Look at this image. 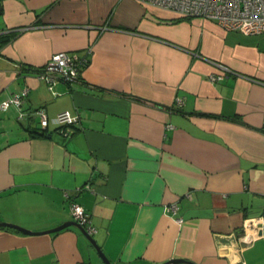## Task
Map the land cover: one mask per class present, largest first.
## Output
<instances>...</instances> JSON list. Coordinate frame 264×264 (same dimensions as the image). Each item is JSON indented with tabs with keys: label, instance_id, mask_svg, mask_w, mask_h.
Masks as SVG:
<instances>
[{
	"label": "crops",
	"instance_id": "0c3cea01",
	"mask_svg": "<svg viewBox=\"0 0 264 264\" xmlns=\"http://www.w3.org/2000/svg\"><path fill=\"white\" fill-rule=\"evenodd\" d=\"M59 51L87 62L49 88L36 68ZM10 95L0 221L47 230L77 203L111 264H264V32L137 0H0V102ZM61 110L78 118L67 136ZM240 227L229 259L214 236ZM0 264L104 262L71 225L0 227Z\"/></svg>",
	"mask_w": 264,
	"mask_h": 264
},
{
	"label": "built area",
	"instance_id": "2783aa9c",
	"mask_svg": "<svg viewBox=\"0 0 264 264\" xmlns=\"http://www.w3.org/2000/svg\"><path fill=\"white\" fill-rule=\"evenodd\" d=\"M143 4H150L175 12L179 17H199L212 20L225 30H238L246 34L264 32V0H137ZM87 59L76 53L59 51L52 54L50 60L41 67L39 77L44 79L52 88L56 78L65 82H78L80 67L85 65ZM226 70V68L223 67ZM223 74H210L211 81L220 79ZM27 90L22 91V96ZM17 95H10L0 102V109L7 110L12 104H19ZM40 115L41 127H46L48 120L42 110ZM77 116L68 110H61L56 114L59 132L67 136L72 130L71 126L77 122ZM72 218L81 224L89 234L95 232L91 224L90 215L77 203H71Z\"/></svg>",
	"mask_w": 264,
	"mask_h": 264
},
{
	"label": "water",
	"instance_id": "95a60500",
	"mask_svg": "<svg viewBox=\"0 0 264 264\" xmlns=\"http://www.w3.org/2000/svg\"><path fill=\"white\" fill-rule=\"evenodd\" d=\"M76 226L78 227L81 232L86 236V238L88 239V241L92 244V246L96 249L98 255L100 256V258L102 259V261L104 262V264H111V262H109L106 257L104 256V254L101 252L100 247L98 246V244L96 243L95 239L93 238L92 234H89L85 228L79 224L77 221L75 220H67L65 222H62L60 225L47 229V230H42V231H32L29 230L27 228L21 227L17 224H14L12 222H7V221H0V227H7V228H14L17 229L21 232L24 233H30V234H40V233H51V232H55L58 231L62 228L68 227V226ZM245 232V228L244 227H240L237 228L236 230H234V232L230 233V234H216L215 237V242H216V246L217 248H224V247H228L229 248V255L227 256V258H231L232 257V253L233 251L238 247V238L243 235ZM261 233V232H260ZM241 261L238 260L235 264H239ZM174 263H186V264H194L193 262H190L188 260L185 259H181V258H173L170 260H167L166 262H163L162 264H174Z\"/></svg>",
	"mask_w": 264,
	"mask_h": 264
},
{
	"label": "trees",
	"instance_id": "16d2710c",
	"mask_svg": "<svg viewBox=\"0 0 264 264\" xmlns=\"http://www.w3.org/2000/svg\"><path fill=\"white\" fill-rule=\"evenodd\" d=\"M40 68H41V67H40ZM40 68H36V70H37V71H38V70L40 71ZM71 127H74V125H72Z\"/></svg>",
	"mask_w": 264,
	"mask_h": 264
},
{
	"label": "bare ground",
	"instance_id": "6f19581e",
	"mask_svg": "<svg viewBox=\"0 0 264 264\" xmlns=\"http://www.w3.org/2000/svg\"><path fill=\"white\" fill-rule=\"evenodd\" d=\"M86 230V229H85ZM93 234V233H92Z\"/></svg>",
	"mask_w": 264,
	"mask_h": 264
}]
</instances>
